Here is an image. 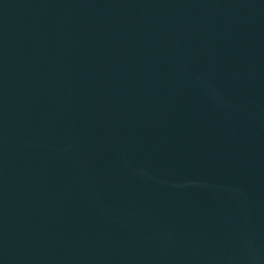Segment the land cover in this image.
<instances>
[{
	"label": "water",
	"instance_id": "1",
	"mask_svg": "<svg viewBox=\"0 0 264 264\" xmlns=\"http://www.w3.org/2000/svg\"><path fill=\"white\" fill-rule=\"evenodd\" d=\"M0 264H264V0H0Z\"/></svg>",
	"mask_w": 264,
	"mask_h": 264
}]
</instances>
